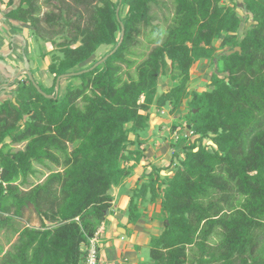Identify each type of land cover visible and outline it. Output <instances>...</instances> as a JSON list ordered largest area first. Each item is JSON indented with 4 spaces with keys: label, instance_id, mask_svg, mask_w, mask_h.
I'll list each match as a JSON object with an SVG mask.
<instances>
[{
    "label": "trees",
    "instance_id": "obj_1",
    "mask_svg": "<svg viewBox=\"0 0 264 264\" xmlns=\"http://www.w3.org/2000/svg\"><path fill=\"white\" fill-rule=\"evenodd\" d=\"M170 1L174 9L169 0H0L6 18L59 50L41 53L52 56V85L31 71L0 99V230L18 234L1 246L0 264H85L113 189L147 158L153 105L176 112L185 99V133L181 122L172 125L174 173L144 171L131 187L127 225L160 205L165 225L149 240L152 264H264V0ZM156 8L170 10L165 29L155 24ZM239 8L253 19L241 36ZM150 27L155 46L139 61L133 45ZM103 46L112 48L80 67ZM236 46L242 52L223 53ZM203 59L217 66L212 88L190 91ZM172 71L178 81L159 92ZM78 78L61 95L63 80ZM29 208L41 224L20 228L15 218Z\"/></svg>",
    "mask_w": 264,
    "mask_h": 264
},
{
    "label": "rangeland",
    "instance_id": "obj_2",
    "mask_svg": "<svg viewBox=\"0 0 264 264\" xmlns=\"http://www.w3.org/2000/svg\"><path fill=\"white\" fill-rule=\"evenodd\" d=\"M236 0H223V2L227 5H234ZM169 6L173 8V2L169 0ZM1 6H3V9H6L7 6L5 3H3ZM49 7L48 6H44V11H46ZM157 14H158V18L155 20V24L159 25L160 28L165 29L166 27H168L169 24V20L168 21H164V14L168 13L170 10L167 8L164 9H159L156 8ZM240 15L242 16L243 19V23L242 26L240 28L239 31V35L241 36L244 31L249 28L250 26H252L253 24V19L251 18V16L247 15L242 9H238ZM171 16L173 14L170 13ZM170 16V17H171ZM29 32L31 34V39H32V46H33V50L34 51H40V49H45V50H52V51H59L58 48H56L55 44H52L51 42H49L48 40H43L40 39L37 34L34 33L33 29L30 28ZM156 34V33H155ZM154 33H152V28H144L142 34L138 37L137 43L133 45V50L136 52V58L139 59V61H142L146 58V56L148 55V53L152 50V48L155 46V43L151 42L149 39L154 38L155 36ZM39 38V39H38ZM57 40L59 41L60 38H57ZM37 42H40V45L38 47ZM31 44V43H30ZM37 45V47H36ZM215 45L219 46L220 42L218 40L215 41ZM35 47V48H34ZM112 47L111 46H103L101 47L97 54L89 61L85 62L82 64V66H80L81 68H86L87 66H89L91 63H93V61H95L96 59H99L100 57H102V55L106 54ZM221 50H218L217 53H220ZM52 61V56L51 54L49 55L48 60H45V63L42 62V66H41V71L39 74V77H37L38 81L41 82V84L43 86H50L53 83V75L50 73L49 71V64ZM217 69V66L209 59H203L200 60L199 62H197L193 68H192V76L189 82V90L190 91H203V90H207V89H211L212 87L209 85L210 81H211V74L214 70ZM178 73L177 72H170L168 75H163L161 76L160 80H159V92H161L163 89H167L169 87H171L172 85H174V83H176L178 81L177 78ZM81 80L78 79H72V80H67L64 79L63 80V87L60 90L61 95L64 94L65 92V88L68 84L71 83H75L78 84L80 83ZM153 115H152V119L150 120V125L151 127L149 128V130L147 129L146 131H143V135L148 138L147 143L145 144L146 149V159H144L141 164L137 167L136 169V174L133 177H129L127 178L126 181V185H123L120 187V191L116 188L113 189V193H114V200L117 197V201L119 202V199H122V196L124 195V193L128 190L129 193H131V187H133L137 181L139 180V178L142 177L143 173L145 170L147 171H151L154 165H158V166H169L170 168L168 169H164L162 171V174H173L174 173V165L171 164V160L173 158V152H174V148L172 147V143L173 141L176 140V138L178 137V132L173 131L172 130V125L173 123H182L181 124V132L179 130V134H183L185 133V130L187 129L186 126V122L185 120H187L188 115H189V100L185 99L181 105V107L179 108V110H177L176 112H171V107L170 106H166L164 107L161 111H158L156 106L153 105ZM207 144L213 145L211 140H206ZM16 147H24V144H17ZM41 171L43 173H48L49 169L42 166V165H37ZM53 168H58L56 166H52ZM44 178L43 174H38L37 176H33L31 177V182L32 183H36L39 182L40 180H42ZM145 180V178H141V181ZM119 191V192H118ZM117 192V193H116ZM127 193V192H126ZM115 202L113 201L112 207H114ZM152 206H156V208H160V205L158 203H151ZM111 207V208H112ZM149 209V205L147 206ZM153 210L150 211L149 213L147 212H141L140 216H144L145 218L148 219H152L153 221V217H151L153 214ZM163 213V212H162ZM1 215V213H0ZM106 216H109L106 215ZM163 220L165 219V215L163 213ZM161 219V217H160ZM137 220V219H136ZM135 220V221H136ZM15 222L17 226H19L20 228L26 226V225H30V226H40L41 221L40 218L37 214V212L34 209H27L25 211V217L20 218V217H16L15 218ZM110 223L111 221L107 219V225L106 227L109 229L110 231ZM165 223V221L163 222ZM155 222H150V223H144L143 227L145 232H158V227L154 226ZM149 229L151 231H149ZM147 232V233H148ZM160 232V231H159ZM14 232L11 231V228H3L0 230V248L1 246H4L5 249L10 248L11 243H14L17 241L18 238V234H13ZM162 233V231L160 232V234ZM152 234V233H151ZM151 234H149L151 236ZM104 236V234L102 235V237ZM117 236L121 237V233H117ZM149 236V237H150ZM9 239H12L11 242H9ZM116 239V240H115ZM150 240V238H148ZM115 241H117V237H115L112 242L115 243ZM106 243V242H104ZM109 243V242H107ZM142 252L145 253V255L148 257V259H151L150 261L153 262V258L150 255V245H149V241L147 244H145L142 247ZM0 256H1V252H0Z\"/></svg>",
    "mask_w": 264,
    "mask_h": 264
},
{
    "label": "crops",
    "instance_id": "obj_3",
    "mask_svg": "<svg viewBox=\"0 0 264 264\" xmlns=\"http://www.w3.org/2000/svg\"><path fill=\"white\" fill-rule=\"evenodd\" d=\"M4 10L2 6L0 10V99L10 97L17 91L18 84L13 82L23 79L28 74L27 71H33L34 75L39 77L42 62L45 63V60L49 58L41 56L45 49L42 48L37 52L33 50L30 28L23 22L6 18ZM37 45L39 47L40 42H37ZM120 187H116L115 191L117 189L120 191ZM126 192L119 202H116V197L114 207L109 211L107 219L111 221L110 231L106 227L107 220L98 230L101 256L99 264H152V260L148 259L141 250L148 243V238L159 235L163 231L165 225L163 213L160 208L148 204L149 209L147 207L144 212L149 213L153 210L151 216L154 218L153 221L139 216L136 221L127 225V211L131 196L128 190ZM146 222H155L153 228L157 226L158 232H151L152 234L145 232L143 224ZM117 233H121V237L117 236ZM115 237L117 241L113 243L112 240Z\"/></svg>",
    "mask_w": 264,
    "mask_h": 264
},
{
    "label": "built area",
    "instance_id": "obj_4",
    "mask_svg": "<svg viewBox=\"0 0 264 264\" xmlns=\"http://www.w3.org/2000/svg\"><path fill=\"white\" fill-rule=\"evenodd\" d=\"M181 127L178 128V131ZM100 248H99V231L95 236L90 238L89 246L87 247V255L85 264H99L100 263Z\"/></svg>",
    "mask_w": 264,
    "mask_h": 264
},
{
    "label": "water",
    "instance_id": "obj_5",
    "mask_svg": "<svg viewBox=\"0 0 264 264\" xmlns=\"http://www.w3.org/2000/svg\"><path fill=\"white\" fill-rule=\"evenodd\" d=\"M239 1V3L240 4H243V2L245 1V0H238ZM119 10V9H118ZM236 51H239V52H242V48H241V46H236V47H234V48H231V49H228V50H225L223 53H225V54H227V55H230V54H232V53H234V52H236ZM107 57V56H106ZM27 73L29 74V76L31 77V78H33V75H32V73L30 72V71H27ZM65 77V75H61L60 77H58V80H57V87L59 88V86H60V82H61V79L62 78H64ZM38 88H39V90H41V88L38 86ZM48 96H50V97H54L55 95H53V94H51V95H49L48 94ZM109 214V210H107L106 211V215H108Z\"/></svg>",
    "mask_w": 264,
    "mask_h": 264
}]
</instances>
